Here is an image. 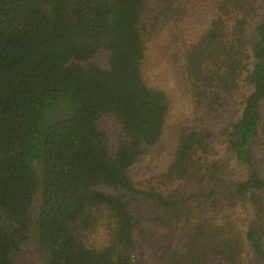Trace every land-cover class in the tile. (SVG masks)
I'll list each match as a JSON object with an SVG mask.
<instances>
[{
    "label": "trees",
    "instance_id": "obj_1",
    "mask_svg": "<svg viewBox=\"0 0 264 264\" xmlns=\"http://www.w3.org/2000/svg\"><path fill=\"white\" fill-rule=\"evenodd\" d=\"M138 258L264 264V0H0V264Z\"/></svg>",
    "mask_w": 264,
    "mask_h": 264
},
{
    "label": "rangeland",
    "instance_id": "obj_2",
    "mask_svg": "<svg viewBox=\"0 0 264 264\" xmlns=\"http://www.w3.org/2000/svg\"><path fill=\"white\" fill-rule=\"evenodd\" d=\"M168 88L172 91L174 97V105L170 113L167 131L162 139V142L157 147L160 152V155L155 159H148L133 171L132 177L136 180H140L150 174L160 172L164 170L172 158V154L174 151V137L172 134V127L178 122L183 115L189 111L190 101L188 96L183 92L180 87L174 86L172 82L168 84ZM99 224L96 230L92 233V231L80 232L79 235H83L86 237V243L91 247H97L105 242H107V224L108 217L106 212H102V215L98 214ZM94 245H93V244ZM25 254L22 255L24 257ZM140 258L135 261L136 264L141 263ZM18 262V261H17Z\"/></svg>",
    "mask_w": 264,
    "mask_h": 264
}]
</instances>
